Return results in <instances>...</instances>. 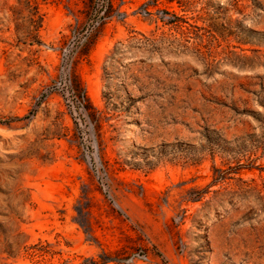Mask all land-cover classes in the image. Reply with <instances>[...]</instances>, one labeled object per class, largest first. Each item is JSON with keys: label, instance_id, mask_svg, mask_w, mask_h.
<instances>
[{"label": "rangeland", "instance_id": "1", "mask_svg": "<svg viewBox=\"0 0 264 264\" xmlns=\"http://www.w3.org/2000/svg\"><path fill=\"white\" fill-rule=\"evenodd\" d=\"M0 264H264V0H0Z\"/></svg>", "mask_w": 264, "mask_h": 264}]
</instances>
